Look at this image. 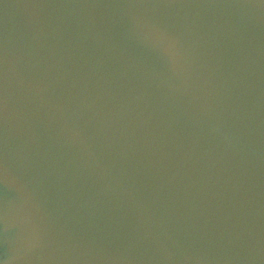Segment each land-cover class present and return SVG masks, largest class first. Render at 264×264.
I'll return each instance as SVG.
<instances>
[{
    "label": "water",
    "instance_id": "obj_1",
    "mask_svg": "<svg viewBox=\"0 0 264 264\" xmlns=\"http://www.w3.org/2000/svg\"><path fill=\"white\" fill-rule=\"evenodd\" d=\"M0 103V264H264L262 0H0Z\"/></svg>",
    "mask_w": 264,
    "mask_h": 264
},
{
    "label": "snow or ice",
    "instance_id": "obj_2",
    "mask_svg": "<svg viewBox=\"0 0 264 264\" xmlns=\"http://www.w3.org/2000/svg\"><path fill=\"white\" fill-rule=\"evenodd\" d=\"M262 2H264V0H262ZM161 39H166L165 37H163V35H161ZM3 111V106L2 103H0V112Z\"/></svg>",
    "mask_w": 264,
    "mask_h": 264
}]
</instances>
